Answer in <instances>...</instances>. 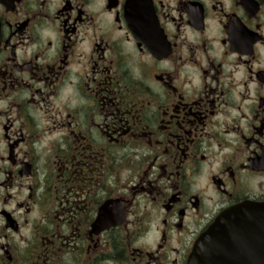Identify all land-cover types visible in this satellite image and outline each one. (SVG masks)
<instances>
[{
    "label": "flooded vegetation",
    "instance_id": "1",
    "mask_svg": "<svg viewBox=\"0 0 264 264\" xmlns=\"http://www.w3.org/2000/svg\"><path fill=\"white\" fill-rule=\"evenodd\" d=\"M245 202L264 0H0V264H188Z\"/></svg>",
    "mask_w": 264,
    "mask_h": 264
},
{
    "label": "water",
    "instance_id": "2",
    "mask_svg": "<svg viewBox=\"0 0 264 264\" xmlns=\"http://www.w3.org/2000/svg\"><path fill=\"white\" fill-rule=\"evenodd\" d=\"M247 251L231 257L227 252ZM264 264V204L245 202L221 213L192 248L188 264H230V259Z\"/></svg>",
    "mask_w": 264,
    "mask_h": 264
}]
</instances>
